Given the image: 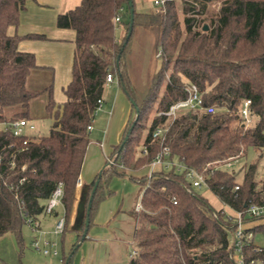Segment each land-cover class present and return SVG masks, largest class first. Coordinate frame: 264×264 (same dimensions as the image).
Returning <instances> with one entry per match:
<instances>
[{"label":"trees","instance_id":"trees-1","mask_svg":"<svg viewBox=\"0 0 264 264\" xmlns=\"http://www.w3.org/2000/svg\"><path fill=\"white\" fill-rule=\"evenodd\" d=\"M26 1L0 0V237L13 233L24 245L23 227L29 219L48 215L49 199L60 183L66 218L63 236L68 231L90 143L88 126L96 118L98 100H103L107 75L112 73L136 113L111 152L118 165L110 166L107 161L102 175L89 185L87 203L100 179L89 228L100 203L113 194L112 178L128 177L145 189L141 199L144 209L134 213L137 253L131 254L127 264H236L237 250L231 240L237 220L226 210L244 211L251 203L264 204L257 163L245 168L241 181L229 170L232 165L227 166L249 147L264 151V0H221L208 30L204 29V16L211 0H182L184 28L175 0H166L159 12L139 10L133 0L135 15L129 38V0H82L57 18L58 27L76 33L72 79L64 88L66 100L62 103L54 98L53 84L43 91L26 86L32 71L41 66L36 55L21 51L19 44L25 38H46L43 34L9 33L10 27L18 25ZM118 15L121 22L116 24ZM139 26L155 34L162 59L161 69L141 90L134 82L130 62ZM118 27L124 30L122 37L117 35ZM192 83L199 87L206 106L215 111L186 109L173 120L160 114L185 99L187 85ZM44 91L49 95L50 133L14 135L5 124L31 120V101ZM248 98L254 123L246 128L239 109ZM10 108L21 110L9 117ZM152 113L153 119L146 123ZM158 127L168 128L165 140L154 138ZM164 146L170 147L171 160L204 174L205 185L226 208L217 209L193 186L186 172L175 166L157 169L151 177L127 174L148 166ZM144 148L148 151L142 155ZM86 218L87 214L80 228H73L79 234L66 264L87 237L82 240ZM263 219L245 218L253 223L249 230L254 235H264ZM243 251L248 262L264 261V247L254 240ZM0 264L9 263L0 258Z\"/></svg>","mask_w":264,"mask_h":264},{"label":"rangeland","instance_id":"rangeland-1","mask_svg":"<svg viewBox=\"0 0 264 264\" xmlns=\"http://www.w3.org/2000/svg\"><path fill=\"white\" fill-rule=\"evenodd\" d=\"M135 1L139 10L153 11L155 9L153 0ZM175 1L178 8L180 22L182 28H184L182 0ZM220 7L221 0H211L207 3V14L204 16V18L206 19L205 25H208L209 28L211 17H213L219 11ZM117 35H119V30H117ZM131 47L132 51L130 55V62L132 75L136 87L141 90L151 80L152 76L161 69L162 59L158 55L160 48L157 47L155 34L149 31L147 28L141 26L136 28ZM37 78L38 76L36 75L29 84L33 87L31 89H45L46 86L42 85L44 80L41 81L43 77L41 79ZM112 86L113 88H111L109 85H106L103 95L105 99L103 101L102 107L96 113V118L93 120V129L90 130V143L85 155V160L87 162L85 168H83V171L87 172V178H92L90 176H94L95 174L99 175L103 167L106 166L107 156H109L113 151V144L119 142L121 137L124 135L123 131L125 124L128 121L127 119H129L131 116L133 118L136 113L135 109H131L132 104L127 94L121 88H119V82L115 80ZM57 91V97H62V93L64 94L63 90L58 88ZM162 92L163 87L160 89L159 97H161ZM54 98L56 99L55 95ZM47 101L48 93L46 92L38 95L32 100V110L34 112V117L32 119L36 125V130H26L29 135L31 134L39 137L46 136L50 133L52 119L45 109V104H47ZM115 103L117 104V110L116 114L114 115V120H112L111 113L109 110H107V108L111 107L112 105L114 106ZM124 107L125 116L122 117L121 115ZM20 110L21 108H10L7 112L8 116L11 117ZM130 113L131 115L129 116ZM152 119L153 113L145 122L149 123ZM0 128H2V125H0ZM251 163H257L258 178L261 179L264 184V151L256 150L254 147H249L245 155L233 161L232 166L229 167V170L235 171L237 173V180L241 181L245 168ZM136 173L140 176V169L137 170ZM127 174L130 175L129 172H127ZM110 187L113 188L114 191L112 196H110L111 198L108 204L111 202L115 203L116 210H119V213H117L113 219L114 222H118V226L115 225V227H112L109 224L108 228L110 231L113 229L117 236H131L133 234L135 224V215L133 211H135L136 206L141 203V196L145 186L129 179L128 177L116 175L112 178ZM198 190L200 193L205 194V196L208 197V199L217 209L223 208L221 207L222 205H219L218 198L212 195V192L209 190L207 185H203L201 188H198ZM102 202L100 204H102ZM63 208L64 207L62 205L57 207L56 210L60 212L58 217H54L55 215L41 217V228L45 233H40L30 223L26 224L23 227L24 245H20L18 243L17 237L13 233H6L2 235L0 237V258L9 264H66V260L68 257H71L72 252L71 248L73 243L70 239L73 241L77 240L79 233L73 229L76 223V202L71 215L70 225L65 235L63 236L62 233L56 234L53 231V226L55 225L57 219L64 215V210H62ZM122 213H125L128 216V219L121 218L120 215ZM121 224H123L122 227L120 226ZM252 225L253 223H251L249 226ZM46 240L56 242V245L52 247V250L57 249L58 255H46L35 247V241H38L42 246ZM254 241L259 246L264 247L263 233L257 232L255 234ZM135 249V244L133 242L130 243L128 258H131L130 253L132 254ZM78 257L79 254L74 253V255H72L70 264H75V262L78 260Z\"/></svg>","mask_w":264,"mask_h":264},{"label":"crops","instance_id":"crops-1","mask_svg":"<svg viewBox=\"0 0 264 264\" xmlns=\"http://www.w3.org/2000/svg\"><path fill=\"white\" fill-rule=\"evenodd\" d=\"M81 1L82 0H27L26 8L20 13L18 25L9 28L10 34H18L21 36H26L29 34H43L46 36L45 39L25 38L20 42L19 49L21 51L34 53L36 55L38 65L41 66L40 68L33 70L30 74L26 83L27 88H33L32 85L30 86L29 84L36 75L38 76L37 79H41L43 77L41 79V81L44 80L42 85H45L46 88L49 85L53 84L54 95L56 97L55 100L58 103L64 102L66 100V95L65 93H62V97H57V89L60 88L64 92V88L70 83L72 79V67L74 63V57L76 55V33L73 29L58 27L57 18L59 14L65 13L70 9L75 8L81 3ZM118 30V36L122 37L124 32L123 28L118 27ZM115 80H117V78ZM113 82H108L107 85L113 88ZM45 89H42V91ZM104 99L105 98L103 96V101ZM116 108V103L114 106L112 105L111 107L107 108V110H109L111 113L112 120H114V115L116 114L117 110ZM30 109V121L34 123L32 119L34 117V112L32 110V101ZM124 112L125 107L122 111V117L125 116ZM130 115L131 113L129 114V116ZM129 119L127 120L129 121ZM128 121L125 124V128L128 124ZM122 138L123 137H121L119 142L113 144L112 150H114L115 147L120 144ZM84 162L85 164H83V168H85L87 161L84 159ZM83 168L76 190V211L78 203L81 201L84 193L89 189V185L97 177V174H95L94 176H90L92 178H87V172H84ZM149 170V165L141 168L140 176L148 175ZM128 172L130 173V175H137V170H129ZM111 189L113 190V188ZM212 195L214 194L212 193ZM110 198V196L107 197L103 200L102 204H100L98 211L94 216L93 224L88 230L86 239L81 242L79 248L75 252L79 254L78 260L75 262V264H127L129 262L130 258H128V253L130 243H134L136 219L134 218L135 224L133 234L131 236H117L113 229L112 231H110V229L108 228L109 224L112 227H115V225L118 226V222H114L113 219L115 218V215L119 213V210H116L115 203L111 202L108 204V202H110ZM219 205H222L221 207L226 208L220 200ZM62 210H64V208ZM135 211H133V213H135ZM59 213L60 212L57 210L56 214H54V217H58ZM120 217L128 219V216L125 213H122ZM122 225L123 224H121L120 226L122 227ZM70 240L73 244L76 241H73L72 239Z\"/></svg>","mask_w":264,"mask_h":264},{"label":"built area","instance_id":"built-area-1","mask_svg":"<svg viewBox=\"0 0 264 264\" xmlns=\"http://www.w3.org/2000/svg\"><path fill=\"white\" fill-rule=\"evenodd\" d=\"M155 4V12L161 11V7L164 5L166 0H153ZM114 22L116 24L121 22V17L118 15L114 18ZM160 54V53H159ZM116 79V77L112 73H108L107 75V82H113ZM187 91L188 96L183 99L179 100L176 103L172 104L170 108L167 111H162L160 114L167 115L172 120L175 119L180 111L186 110V109H193V110H199V111H215L214 107H208L204 103L202 93L199 89V87L192 83L187 85ZM103 100H98V110L102 107ZM252 100L251 99H245L243 103L240 106L239 112L243 119L242 123L247 128L251 126L254 123L253 118V112L251 109ZM97 110V111H98ZM7 128H9L14 135L19 136L23 134H28L26 130H36V125L32 121L28 119H18L11 122H7L5 124ZM89 130L93 129V121L88 126ZM168 128L164 127H158L154 130L153 136L154 138H165V132ZM147 148H144L142 151V155L147 153ZM171 150L169 146H164L163 149L158 152L154 160L149 164L150 170L148 173V176L151 177L153 172L157 169H160L162 167L164 168H171L173 166L176 167V170L178 171H185L186 177L192 182L194 187H202L206 184V177L204 174L199 172L195 168H189L183 163L180 162H174L170 159ZM108 164L110 165H117V161L113 156H108ZM232 162L227 163V166H231ZM239 189V186L236 187ZM64 195L63 191V184L60 183L55 191L53 192L51 198L49 199L46 212L48 215L53 214L57 207L59 205H62V198ZM144 207L142 203L138 204L136 206V211L143 210ZM228 214H231L235 216L237 220V229L232 237V244L236 248L237 252L234 255V261L236 264H264V261L261 260H251L250 262L247 261L246 255L243 251V248L248 243H251L254 240V232L252 230H249L251 226H249L251 223L246 222L245 218H258V217H264V204H256L251 203L244 211H238L233 210L231 208H227L226 210ZM65 222L66 218L65 215L59 217L54 225L53 231L56 234L63 233L65 229ZM29 223L40 233H45L44 230L41 228V221L40 220H33L29 219ZM248 226V227H247ZM56 245V242L46 240L42 246L38 241H35V247L38 248L40 251H42L44 254L49 255H58V250H52V247ZM137 251H134L132 255L136 254Z\"/></svg>","mask_w":264,"mask_h":264},{"label":"water","instance_id":"water-1","mask_svg":"<svg viewBox=\"0 0 264 264\" xmlns=\"http://www.w3.org/2000/svg\"><path fill=\"white\" fill-rule=\"evenodd\" d=\"M129 6H130V31H129V34H128V38L132 34L133 24H134L135 9H134V6H133V0H129ZM208 28H209L208 25H205L204 29L208 30ZM119 58H120V56H119ZM104 168L105 167H103V169ZM103 169H102V171H103ZM102 171L99 173L100 176L102 175ZM99 183H100V179H97L96 182H95V185H94V187L92 189L89 202L87 203V194H88V190H87L84 193L81 201L78 203V206H77L75 227L80 228L81 222L84 219L85 214H87L86 228H85V231H84L82 239H84L86 237L87 232L89 230V225H90L89 213H90V210H91V207H92L94 194H95V192L97 190V187H98Z\"/></svg>","mask_w":264,"mask_h":264}]
</instances>
